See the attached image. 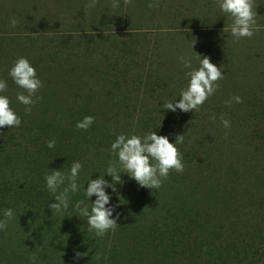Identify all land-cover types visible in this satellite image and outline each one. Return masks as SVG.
Listing matches in <instances>:
<instances>
[{"label":"rangeland","instance_id":"1","mask_svg":"<svg viewBox=\"0 0 264 264\" xmlns=\"http://www.w3.org/2000/svg\"><path fill=\"white\" fill-rule=\"evenodd\" d=\"M90 2L0 0V79L7 81L0 95L22 121L0 128V219L6 209L15 214L0 230V264H32L33 253L36 264H240L232 251L214 262L212 250L215 239L250 244L264 219V0H254L259 31L240 39L217 0H159L151 9L149 0H119L116 9L97 0L86 9ZM182 56L193 69L204 56L222 66L220 88L198 111L163 107L179 102L189 84L192 69ZM20 57L43 85L30 115L17 100L24 90L9 76ZM235 95L244 102L226 106ZM86 116L94 123L77 129ZM153 131L172 143L184 134L177 145L184 171H170L158 189L122 172L116 191L105 189L120 226L97 237L75 209L80 200L90 209L96 199L85 196L88 180L104 175L113 183L106 172L118 161L111 144L119 134ZM76 161L83 166L78 191L63 213L52 212L56 194L45 176L67 173ZM76 252L87 255L76 259Z\"/></svg>","mask_w":264,"mask_h":264},{"label":"clouds","instance_id":"2","mask_svg":"<svg viewBox=\"0 0 264 264\" xmlns=\"http://www.w3.org/2000/svg\"><path fill=\"white\" fill-rule=\"evenodd\" d=\"M124 4L130 5L132 0H123ZM97 0H91L85 5L86 9L95 7ZM219 9L233 18L231 25V34L237 39L252 38L257 31V12L254 8V0H217ZM120 6L119 0H111L110 7L116 9ZM148 8H158L159 0H149ZM18 21L12 19L10 27L15 28ZM195 43V42H194ZM194 45V44H193ZM192 45V47H193ZM197 57L201 56L197 54ZM185 68L192 69L186 73L189 84L180 92L179 102H168L163 104L166 110L175 112L179 109L182 112L198 111L200 107L220 88L218 81L224 79L222 66L217 67L211 62L210 58L204 56L200 59L198 68H192V58L179 57ZM9 76L14 83L24 92L17 94V100L25 106V113L30 115L32 106L40 99L36 94L41 89L42 81L38 78L35 67L32 66L27 58H18L9 70ZM7 91V81L0 79V93ZM26 93V94H25ZM243 103V98L239 95L231 97L225 101V105L230 107L233 103ZM215 120V115L210 117ZM221 123L224 128L231 127V122L221 116ZM95 117L86 116L82 121L76 124L77 129L87 130L94 123ZM21 117L16 114L11 107V101L6 95H0V128L19 127ZM184 134L176 137L175 143L169 141L164 135H157L155 131L149 132L144 136L132 134L128 136L121 133L111 144V152L118 157L117 160L108 162L106 174L112 177L113 183L104 179V175L94 180H88V186L85 190V196L89 199L95 196L96 199L91 203V208L80 200L76 203L75 209L79 216L87 218L89 231H95L97 237H104L111 230L115 231L118 226L117 220L119 213L113 218V213L117 206H108L110 196L105 191L106 188H112L116 191L115 184L121 182V173H127L131 178L141 186L149 189H158L162 186L164 180L175 170L182 173L185 165L182 162L183 156L177 145L182 144ZM55 140L47 143L48 148H54ZM82 164L79 161L73 162L70 171L65 173L61 170H51L45 176L47 189L56 194L55 203L48 207L52 212L61 214L69 206L70 194L78 191L79 174L82 170ZM66 185V186H65ZM63 186V187H62ZM62 188V190H60ZM4 219H0V230H6L8 222L15 216L12 209H6L3 213ZM87 253L76 252V259H79ZM32 264H36L37 256L33 253L29 257Z\"/></svg>","mask_w":264,"mask_h":264},{"label":"trees","instance_id":"3","mask_svg":"<svg viewBox=\"0 0 264 264\" xmlns=\"http://www.w3.org/2000/svg\"><path fill=\"white\" fill-rule=\"evenodd\" d=\"M224 182V181H223ZM226 183H223V186ZM260 206H264V201L260 202ZM258 207V206H257ZM256 207V208H257ZM255 210V208L253 209ZM239 214L243 215L239 212ZM248 219V218H247ZM254 219H256L254 217ZM253 221V220H252ZM262 222H264V219H262L259 224L260 226L253 228V233L250 234V240L251 243L248 244H241V245H229L218 239V241L214 240V246L212 253L214 255L213 259L214 262L218 263V260L221 259L223 253L227 251H232L235 256H232L233 259L237 260L240 264H264V228L261 227ZM257 231V233H256ZM255 237L259 240L256 242ZM251 254L250 257H248V253ZM241 256L242 258H240Z\"/></svg>","mask_w":264,"mask_h":264}]
</instances>
